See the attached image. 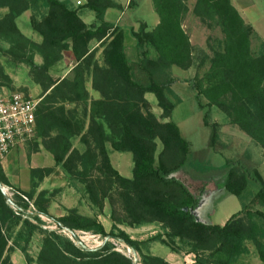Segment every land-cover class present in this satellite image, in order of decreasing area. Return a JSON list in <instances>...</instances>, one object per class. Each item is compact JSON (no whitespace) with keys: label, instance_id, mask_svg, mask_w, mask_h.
Wrapping results in <instances>:
<instances>
[{"label":"trees","instance_id":"16d2710c","mask_svg":"<svg viewBox=\"0 0 264 264\" xmlns=\"http://www.w3.org/2000/svg\"><path fill=\"white\" fill-rule=\"evenodd\" d=\"M151 1L159 22L151 31H147L144 23L136 32L130 30L137 60L129 62L124 53L125 30L104 20L108 10L123 9L115 0H86L81 6L94 16L90 25L83 22L77 9L70 7V0H0V9L6 10L0 18V40L8 43L7 54L14 62L32 69L42 87L44 98L36 110V138L41 139L43 148L56 165L84 185L92 202L103 205L109 191L116 188L130 226L159 223L163 232L134 241L123 231L106 233L94 218L72 213L52 219L60 229L91 232L126 245L138 254L140 264H170L142 252L153 243L171 252H175L178 243L186 245L194 255V264H236L249 253V243L264 264L263 178L246 153L227 160L220 168L207 161L210 153L222 154L227 150L218 125L210 122L211 108L224 114L231 125L264 151V54L251 53L252 28L244 23L230 0H195L194 14L215 22L224 39L196 86L199 96L206 100L203 125L209 129V137L204 149L192 152L177 125L169 121L175 107L169 98L175 82L171 68L185 71L197 62L189 37L182 29L188 0ZM27 11H31L32 30L41 38L39 44L23 36L16 25V19ZM91 41L103 49L104 66L96 62V51L89 48ZM69 50L75 59L72 77L51 80L49 71L61 60L62 53ZM36 53L42 57L39 66L34 64ZM86 74H90L92 89L100 96L97 100L90 99L85 88ZM146 94L155 96L163 121L151 113ZM68 105L89 111L86 134L82 135L83 124L66 108ZM77 137L84 143L90 137L93 146L87 143L86 150L80 153L72 144ZM107 143L115 152L132 155L131 179L112 169ZM185 168L196 175L225 170L224 196L241 200L249 180L258 188L249 203L224 225H211L193 214L207 191V182L203 189L193 192L188 182L194 179ZM0 185L14 190L1 166ZM14 196L16 203L26 208L28 204L20 196L32 199L19 190H15ZM10 204L0 191V264H12L1 223L21 219ZM32 204L38 213L50 217L43 201L36 199ZM24 222L29 240L34 227ZM60 245L54 234L45 236L38 264H133L108 242L97 250L78 249L68 241L64 249ZM22 253L30 264L25 248Z\"/></svg>","mask_w":264,"mask_h":264},{"label":"rangeland","instance_id":"374dc122","mask_svg":"<svg viewBox=\"0 0 264 264\" xmlns=\"http://www.w3.org/2000/svg\"><path fill=\"white\" fill-rule=\"evenodd\" d=\"M76 1L70 0V7L77 9L82 19L91 15L92 20L89 22L93 24V14L83 9L82 6H77ZM230 1L244 23L252 28L251 53L254 56L264 54V0ZM115 2L123 9L119 11L108 10L109 14L106 18L104 17V20L125 30L124 53L129 62H135L137 51L129 32L130 30L136 32L142 23L146 24L147 31L153 30L158 16L153 9L151 0H115ZM194 4L195 0L187 1L188 13L182 22V29L189 37L197 62L192 68L185 71L177 67L171 68V75L175 82L171 86V95L169 96L175 104L169 121L177 125L182 138L189 143L192 152L204 149L209 137V129L203 125V115L206 112L203 109L206 100L199 96L196 86L202 81L204 74L209 69L213 53L219 50L218 46L224 39L220 27L215 22L210 21L205 16L200 17L194 14ZM5 13V9H0V18ZM30 17L31 11L23 13L16 19V25L23 36L39 44L41 38L32 30ZM150 28L151 30H149ZM8 48V43L0 40V95L19 92L32 97L34 100H39L40 104L44 95H42V87L38 83V79L32 74V69L28 65L16 63L11 59L7 54ZM89 48L96 51L95 60L98 65L104 66L103 49L99 47L96 41H91ZM200 59L201 62H199ZM34 64L36 66L42 64V57L38 53L34 57ZM74 65L75 59L72 52L70 50L63 52L61 60L49 71L48 75L53 81L64 78L70 79ZM85 88L90 99L97 100L100 98L99 94L92 89L90 74L85 76ZM146 101L150 105L151 113L163 121L161 118L162 110L157 106L155 96L148 94ZM199 104L203 105L202 108L199 107ZM66 108L75 113L77 119L83 124L82 135L86 134L89 125V111L82 106L68 105ZM209 115L210 122L218 125L220 139L227 145V150L222 154L210 153L207 157L208 163L213 167L220 168L227 160H234L237 158L236 156L246 153L264 180V151L236 126L231 125L227 117L215 108L210 109ZM80 138L73 139L72 144L80 153H83L87 143L93 146V141L87 137V142L84 143ZM105 148L112 169L123 178L131 179L132 155L115 152L108 143ZM0 166L5 172V176L9 178V186L14 189L13 192L19 190L27 194L32 198L31 203L36 199L43 201V204L47 205L50 216L38 213L35 208L33 211L28 206L27 208L20 206L16 203L15 196L5 195L13 205L19 206L20 210L23 209L25 217L18 221L6 220L1 223L8 241L7 255L12 264H27L22 253L23 248L26 249L30 264H38L37 260L42 249V242L48 234H54L60 239L62 249H64L67 241L76 248L85 250H97L105 242H108L116 252L130 259L133 264H140L137 253L114 239L103 238L91 232H72L67 228L60 229L53 221V219L57 220L72 213L97 219L106 233L123 231L134 241H144L163 232L159 223L130 226L116 188L109 191V197L103 200V205L100 206V203L92 202L84 185L71 178L61 166L55 164L52 155L43 148L41 139L38 137L15 148L8 159L3 164L0 163ZM185 169L194 179L188 182L193 192L196 193L201 188L203 189V184L207 182L205 183L207 191L200 197L198 208L195 210L197 215H195L199 220L211 225H224L231 216L241 211L244 204L249 203L258 188L256 183L249 180L248 190L242 194L241 200L231 195L224 196L225 170L215 171L207 175H196L188 168ZM32 171H38V173L32 175ZM97 176L102 178L100 174ZM179 176L184 178L182 175ZM25 220L34 227L33 235L29 240L27 239ZM247 247L249 253L242 256L236 264H262L252 245L248 243ZM142 252L168 260L167 262L170 264H194L195 260L194 255L189 253L188 247L180 243L175 248V252H171L170 249L159 243L151 244L147 250L143 249Z\"/></svg>","mask_w":264,"mask_h":264},{"label":"built area","instance_id":"2783aa9c","mask_svg":"<svg viewBox=\"0 0 264 264\" xmlns=\"http://www.w3.org/2000/svg\"><path fill=\"white\" fill-rule=\"evenodd\" d=\"M86 0H77L81 6ZM39 100L16 92L10 95H0V163L6 156L19 146H23L35 139L36 110ZM3 195L14 196L15 192L9 187L1 188ZM34 211L33 204L24 196H20ZM17 217L25 218L24 212L10 204Z\"/></svg>","mask_w":264,"mask_h":264},{"label":"crops","instance_id":"0c3cea01","mask_svg":"<svg viewBox=\"0 0 264 264\" xmlns=\"http://www.w3.org/2000/svg\"><path fill=\"white\" fill-rule=\"evenodd\" d=\"M111 11V10H110ZM109 14V11H107L106 12V14H105V18L107 17V15ZM83 20V22L85 23V24H90V20H92V17H91V15H88V17L87 18H85V19H82ZM158 18L156 19V23H155V25H154V27L153 28H155V26H157V24H158ZM149 30H151V28L149 29ZM147 95L148 94H146V96H145V98L147 99ZM35 138H36V136H35ZM12 153V151L6 156V158L1 162L2 164H3V162H5L7 159H8V157L10 156V154ZM5 171V170H4ZM5 173V172H4ZM6 175V174H5ZM6 178L8 179V182L10 183V180H9V178L6 176ZM166 261V260H165ZM168 261V260H167ZM168 263H170V262H168Z\"/></svg>","mask_w":264,"mask_h":264},{"label":"water","instance_id":"95a60500","mask_svg":"<svg viewBox=\"0 0 264 264\" xmlns=\"http://www.w3.org/2000/svg\"><path fill=\"white\" fill-rule=\"evenodd\" d=\"M1 188H2V185H0V191H1ZM1 193H2V191H1ZM4 198H5L6 202L10 203V200L8 199L7 196L4 195ZM185 211H187V210L185 209Z\"/></svg>","mask_w":264,"mask_h":264},{"label":"flooded vegetation","instance_id":"af4514ba","mask_svg":"<svg viewBox=\"0 0 264 264\" xmlns=\"http://www.w3.org/2000/svg\"><path fill=\"white\" fill-rule=\"evenodd\" d=\"M198 205H199V204H198ZM197 208H198V207H197ZM197 208H196V209H197ZM196 209H195V210H196ZM195 210L193 211V214H194V215L196 214V213H195ZM196 215H197V214H196ZM196 215H195V216H196ZM196 217H197V216H196Z\"/></svg>","mask_w":264,"mask_h":264}]
</instances>
